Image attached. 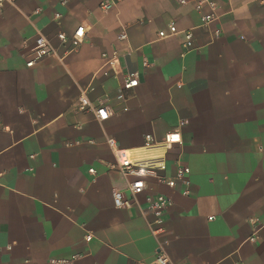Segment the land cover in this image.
I'll use <instances>...</instances> for the list:
<instances>
[{"label":"crops","instance_id":"1","mask_svg":"<svg viewBox=\"0 0 264 264\" xmlns=\"http://www.w3.org/2000/svg\"><path fill=\"white\" fill-rule=\"evenodd\" d=\"M103 1L0 6V264H153L160 250L172 264H264V0H207L204 25L199 0ZM39 36L55 53L27 67ZM113 53L138 78L123 100L121 76L102 74ZM83 93L112 116L77 109ZM173 130L165 173L187 166L189 194L146 176L138 200L166 195L163 223L115 207L127 178L107 140L129 150Z\"/></svg>","mask_w":264,"mask_h":264},{"label":"built area","instance_id":"2","mask_svg":"<svg viewBox=\"0 0 264 264\" xmlns=\"http://www.w3.org/2000/svg\"><path fill=\"white\" fill-rule=\"evenodd\" d=\"M13 0H0V6L4 2H11ZM69 0H59L61 4H65ZM120 0H105L101 3L102 10H109L113 8ZM203 3H207L211 11L204 14L201 18L202 24H207L213 20L216 15L213 11V4L207 0H199L196 4L198 10L201 9ZM179 31L174 24H170L167 30H160L157 33L158 38H165L175 35ZM184 35L183 48L189 50L194 48V40L192 30L182 31ZM122 34L120 38H123ZM57 38L61 42H66L67 37L64 33H59ZM84 39V27L79 26L74 31L72 38L69 40L70 49L77 48ZM55 53L51 43L46 38L39 36L35 40V47L33 55L30 60L26 62L27 67L34 66L37 62L49 57ZM105 59V67L102 69V74L108 76L112 74L115 78L121 76L120 90L117 93V98L123 100L125 94L123 91L130 90L138 84V78L135 74H122L120 75V67L118 62V55L115 53L111 55L103 54ZM77 109L79 110H92L95 117L103 121L110 116L113 112L108 105H101L92 108L86 98V95L81 94L78 102ZM89 142H92L91 140ZM182 143V137L178 130L167 132L161 140H155L151 135L145 136V142L141 147L133 148L129 150H121L115 146L112 139L107 140V144L114 155L115 164L121 173V175L127 178L125 188L123 190H113L112 199L113 204L117 208H126L131 205H136L140 213L151 214L153 216L154 224H162L166 211L171 205L170 199L164 194H147L144 195V204L141 205L138 197L142 195V192L146 188L144 178L146 176H153L159 182L164 183L170 188H174L177 183H181L182 194H189V181L185 178L189 173V168L176 162L175 171L173 174L168 175L165 173L166 169V155L174 145ZM91 174L95 173L93 168L89 169ZM91 234L85 235V240H90ZM153 264H172L167 254L160 250L153 261ZM241 264V263H237Z\"/></svg>","mask_w":264,"mask_h":264}]
</instances>
